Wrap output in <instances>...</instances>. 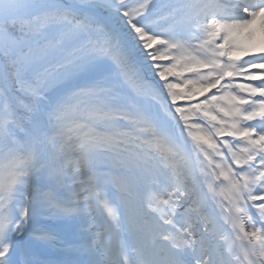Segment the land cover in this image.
<instances>
[{
    "label": "snow or ice",
    "instance_id": "6c2138e0",
    "mask_svg": "<svg viewBox=\"0 0 264 264\" xmlns=\"http://www.w3.org/2000/svg\"><path fill=\"white\" fill-rule=\"evenodd\" d=\"M0 264H264V0H0Z\"/></svg>",
    "mask_w": 264,
    "mask_h": 264
}]
</instances>
